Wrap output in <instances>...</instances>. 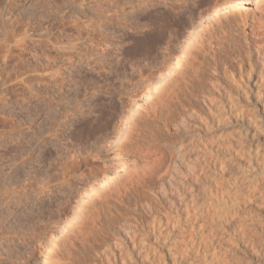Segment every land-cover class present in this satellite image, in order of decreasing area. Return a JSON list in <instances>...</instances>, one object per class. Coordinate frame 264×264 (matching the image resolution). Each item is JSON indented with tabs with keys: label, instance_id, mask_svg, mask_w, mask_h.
Wrapping results in <instances>:
<instances>
[{
	"label": "rangeland",
	"instance_id": "obj_1",
	"mask_svg": "<svg viewBox=\"0 0 264 264\" xmlns=\"http://www.w3.org/2000/svg\"><path fill=\"white\" fill-rule=\"evenodd\" d=\"M214 2L0 0V264H264V66L234 29L194 44L224 15ZM161 6L175 14L159 44ZM168 40L176 66L158 75ZM190 47L219 65L194 86L204 119L177 126L159 98L123 130L114 115L150 80L143 103L176 69L204 72L178 66Z\"/></svg>",
	"mask_w": 264,
	"mask_h": 264
},
{
	"label": "bare ground",
	"instance_id": "obj_2",
	"mask_svg": "<svg viewBox=\"0 0 264 264\" xmlns=\"http://www.w3.org/2000/svg\"><path fill=\"white\" fill-rule=\"evenodd\" d=\"M247 1L248 0H215L217 5L214 6V9L212 10V12L210 11L211 14L217 16V14L224 13V15L218 16L219 17L218 18V24H219L218 27L214 28V26L212 27L209 25H208V27H207V25H206V27H203L196 34V36L193 38L194 44L195 45L199 44L201 46L204 44L205 39H214L218 32L222 33L224 35V37L226 38L232 34V31L234 29L237 32V34H239V36L242 37L241 40H244V42H245L244 48L246 50H248V52L250 51L251 47L256 48L257 54L260 58V61H261V63H263V65H262V69H263V66H264V11H263L264 10V8H263L264 7V0H262L260 5L254 9H251L250 6L247 5ZM161 7L157 11L158 33H157V39L156 40L158 41L159 44L164 41L165 34H166L165 33L166 32L165 27H167L168 24H170L173 21V19H174L173 14H175V13H173L172 9H171V11L169 9L167 10L166 8H165V10H163L164 8L163 7L161 8ZM238 13H240V14H238ZM167 42L169 43L167 50L169 51L168 53H169L170 57L169 56H168L169 58L165 57L164 58L165 60L161 61V64L159 66V68H160L159 71L157 70L158 72L157 71L155 72L156 74L158 73V75H159V73H163V74L165 73L166 74V72H168L170 70H174L175 66H176V65L173 66L174 65L173 64L174 56H175L174 54L176 53V51H175V49H172L175 46V43L172 40H168ZM191 45H193V44H190L189 46H191ZM184 54L186 55V58L183 59L182 58L183 56L180 57L179 58L180 62H179L178 66H182V68L183 67L185 68V66L187 64L196 65L198 67L201 65L204 68L206 67V69L203 70L204 72H202L200 74L199 78H197V80H196L193 77H192L193 78L192 79L190 77L191 74H189V73H188L189 74V76H188V74H186L187 73L186 70H183L182 68L181 69L183 71H181L180 69H176L174 71V73H172V75L168 78V80H166V83L163 85V88H161L159 90L158 94L156 95V97H158V98L155 100H149V101L143 103V99H147V97L152 95V90L150 88L152 86L151 84H153L152 83L153 81L150 80L151 83L150 82H149L150 84L148 83V87H149L148 90L149 91L147 90L148 91L147 95H145V97H143L142 100L141 99L137 100L134 98L136 102L138 101V104H135L134 107L132 106L131 109H129V114L125 113L127 116L126 115L124 116V112L128 111L125 108H123L122 111H120L114 115L115 118L116 117H118V118L122 117L123 119L125 118V120H130V119L132 120V123H130L129 125H127L125 123L126 125H123L124 127H122V129L127 128L130 132L134 130V128L137 126V125L135 126V124L140 123L138 117H136V116H137V113L139 111H142L141 110L142 107L143 108L144 107L152 108V111H153V108L156 109V111L153 114L157 115V111H158L157 107H156L157 104L156 105H154V104L156 103L155 102L156 100H159V98L161 99V101L164 100V107H165V105L167 107V110H166L167 113H164L165 111L163 113H161V110L163 108L160 109L161 115L158 113L159 117L165 116L168 119V121L174 122L177 126L178 125L179 126L180 125L185 126V125L189 124L188 121L190 119H193V118H197L200 121L204 119V116L201 113V109H197L196 108L197 104H196V102H194V97L201 96V95H198L196 93V89H195L196 87H194V86H196V84L198 83L199 80H201V78L203 79L206 76L208 71L216 73V71L218 70V67H219V65H217L218 61L215 62L214 60L213 61L208 60L206 63H203L191 47L186 52H184ZM189 65H187V66H189ZM199 68H201V67H199ZM263 71H264V69H263ZM215 73H214L213 77L210 79V81L213 84V86L215 87V89L222 91V89H223L222 84L219 81V78H217L218 75ZM263 76H264V73H263ZM151 79H153V78H151ZM258 83L260 86H262V88H264V79H257V84ZM263 92H264V90H263ZM135 95H136V93H135ZM198 99L199 100L201 99V101H203L204 103H208V104L211 103V100H213L211 96L204 95V94L201 98H198ZM121 102H122V100H121ZM157 102H158V104H160V105H158V109H159V106L163 107V103H160V100ZM151 114H152V112H151ZM137 122H139V123H137ZM115 123H116V121L114 119H110L104 125L108 128H111L115 125ZM131 124H133V125H131ZM133 126H135V127H133ZM44 191H45V187H41L40 193H43ZM87 209L84 208L83 211L80 213V216H79L80 222H85L87 215H88V213L86 211ZM88 212H90V211L88 210ZM89 215H90V213H89ZM90 217H92V215H90ZM90 217H88V218H90ZM50 236L53 238V243L56 242L57 232L52 230ZM43 239L44 238L41 237L40 239H38V241H36V240H35V242L33 241V243H37L40 245L38 246L36 244L37 247H33L34 249L32 248L33 250L30 251V255H31V253L33 255V256L31 255L32 257L38 256L37 254L46 248V245H45V242L43 241ZM33 246H34V244H33ZM25 253L28 254V252H25ZM121 256H122L121 243H116L114 246V249H111L108 251V258L109 257L115 258V260L113 259V261L115 262L117 260V258L121 257Z\"/></svg>",
	"mask_w": 264,
	"mask_h": 264
}]
</instances>
